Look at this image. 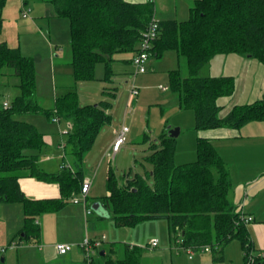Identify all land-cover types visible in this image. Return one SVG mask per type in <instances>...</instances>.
Wrapping results in <instances>:
<instances>
[{"label": "trees", "instance_id": "1", "mask_svg": "<svg viewBox=\"0 0 264 264\" xmlns=\"http://www.w3.org/2000/svg\"><path fill=\"white\" fill-rule=\"evenodd\" d=\"M6 1L0 0V33ZM48 1L56 17L69 21V64L75 82L92 80L99 63L104 65V80L109 78L115 57L137 51L140 36L154 15L153 1ZM168 51L187 62L188 76L181 78L178 70H172L168 72V82L169 89L178 95L179 108L193 112L196 131L223 127L239 130L251 122H264V99L236 105L219 117V99L232 96L234 78L199 75L217 55L246 56L264 65V0H193L187 20L158 21L150 59L161 58ZM4 68L11 69L18 79L19 93L6 108L0 106V204L22 205L24 227L20 238L38 243L42 229L36 217L61 211L79 193L84 180L83 159L103 125L110 121L107 112L111 103L81 106L76 93L67 90L55 96L51 109H45L36 99L33 59L22 56L19 48L1 42L0 72ZM37 113L52 118L54 123L62 120L67 124L63 144L66 155L73 158V170L64 161L57 172H46L41 166L44 136L34 125L20 119L22 115ZM167 132L166 129L158 143L149 146V154L144 157L149 171L130 173L120 183L112 168L107 169V195L102 204L114 225L134 227L147 220H164L173 240H180L179 249L192 254L204 252V248L222 253L227 243L237 240L242 264H264V252L253 253L242 214L228 199L233 189L229 169L212 143L199 137L195 161L177 165L176 139ZM29 177L57 184L59 197L29 200L18 184V179ZM143 259L141 248L125 247L120 257L111 249L104 264H143Z\"/></svg>", "mask_w": 264, "mask_h": 264}, {"label": "rangeland", "instance_id": "2", "mask_svg": "<svg viewBox=\"0 0 264 264\" xmlns=\"http://www.w3.org/2000/svg\"><path fill=\"white\" fill-rule=\"evenodd\" d=\"M154 3L158 21H185L193 0H155ZM22 11L28 12L26 18L21 16ZM3 19L0 43L5 42L11 48H19L22 56L33 59L36 99L42 108L51 109L55 95L60 96L67 90L76 93L77 102L81 106L96 105L100 101L111 103L107 112L110 121L103 125L82 162L83 179L90 182L87 200L84 203L83 197L78 193L67 201L61 212L37 216V221L42 219L44 242L48 239L69 243L73 246L72 256L81 262L83 256L78 254V247L82 238L87 236L88 239L95 240L105 235L106 240L101 247L92 250L94 264H104L111 249L121 256L125 247L141 248L143 264H152L156 260L157 264L159 260L162 264H242V250L237 240L227 243L222 253L219 249H209L207 252L192 254L178 248L180 240H173L167 221L147 220L134 227H117L102 204L107 195V169L112 168L120 183L130 177V173L144 174L149 171L150 165L144 161V157L149 154L150 144L158 143L160 135L168 128L179 129V135L175 138V164L195 161L200 131L194 129L193 112L179 108L178 95L169 89L168 82V72L172 70H178L181 78L188 76L185 58L168 51L161 58H151L149 70L145 74H134V67L122 61L130 60L132 54H120L111 63V74L106 80L104 65L99 63L95 66L92 80L75 82L69 64L70 24L67 18L55 16L49 1L7 0ZM199 75L234 78L232 96L219 99L221 116L236 105L264 99V65L255 59L236 54L217 55L203 66ZM17 84L18 79L11 69L4 68L0 72V106L19 93ZM132 85L138 91V95L133 97L130 96ZM159 86L167 89L162 91ZM20 119L34 125L45 136L48 141L45 146L47 153L57 155L58 160L63 153V148L58 143L60 135L68 131L67 124L61 120L57 125L52 118L38 113L22 115ZM122 126L127 127L128 132L125 133L120 151L113 153L112 142ZM218 130L238 135L236 140L220 139L219 145L215 147L223 157L232 186L235 187L246 181L253 166H264V162L259 159L264 152V122H251L239 130L227 127ZM246 142L253 144L255 151L248 148ZM64 155L67 156V161L64 160L66 166L73 170V158L66 153ZM43 165L41 164L46 172H53V164ZM73 198L79 201L77 205L72 203ZM94 204L99 205L97 209H93ZM250 207L257 209L258 213H264V190L251 199ZM85 208L90 211L87 222ZM256 219L258 222V218ZM23 227L24 215L20 203L0 204V246L6 248L0 255V259L4 257L5 261L0 264H41L44 253L38 251V244L20 238ZM152 238L157 239V247H150ZM56 244L58 242L54 243ZM102 250L106 257L100 256ZM253 253L257 254L255 249Z\"/></svg>", "mask_w": 264, "mask_h": 264}, {"label": "crops", "instance_id": "3", "mask_svg": "<svg viewBox=\"0 0 264 264\" xmlns=\"http://www.w3.org/2000/svg\"><path fill=\"white\" fill-rule=\"evenodd\" d=\"M154 1L155 0H153V2ZM23 2L25 3V1H23ZM24 3H23V5H24ZM154 11L156 13L155 3H154ZM125 60L126 59H124L122 61H125ZM129 64H131V62H129ZM54 91L56 94V87H55ZM6 102H9V101H6ZM226 114L221 116L219 113V117H224ZM56 124L58 125L59 123H56ZM58 129H60V128H58ZM199 137L205 138V139L209 140L211 143L214 142V143H212V145L214 144L213 146L215 148L217 145H219L220 139H225V140L235 139L238 137V135L221 133V132H219L218 129H214V130L200 131ZM64 138H65V135L62 136V134H61L58 146L63 148V151H62L63 153L60 154L61 156H59L60 158L58 160H56L57 155H53L52 152H51L52 155L48 154L46 151V148L44 150V156L40 159V164H44L43 166H49L48 163L53 164L55 166L54 167L55 169L54 168L52 169L53 172L59 171V166L61 164H63L62 162L64 160L67 161V156L64 155L65 154V149H64L65 147H64V145H62L64 143ZM44 140H45V143L47 146L48 141H46L45 136H44ZM114 140H113V142H114ZM246 143L248 144V142H246ZM247 144H245V148H247ZM249 147L255 151V149H254L255 147L253 144L249 143L248 148ZM119 151H120V148L116 153H118ZM246 153H248V150ZM246 153H245L246 156L252 157V156L247 155ZM69 157L71 158V156H69ZM61 159H63V160H61ZM222 159H223V157H222ZM259 159L261 160L260 162H264V152H263V155L261 154V157H259ZM251 171H249L250 173L247 174V176L245 175L246 181H244V183L238 184L235 187H233V190L228 195V199L230 202L233 203V205L236 206V211L240 212L244 216H249L252 218V222L246 224V229H247V232L249 234L253 249H255L257 254H258V253L264 252V213L263 214L258 213V210L255 209L254 207H250V205H251V199H253V197L254 198L257 197L264 190V166L263 167L260 165L253 166ZM18 184H19L21 191L24 193L26 198H28L29 200L53 199V198L59 197V188H58V185L55 183H44V182L39 181L35 178L29 177V178L18 179ZM89 191H90V189H89ZM88 195H89V193H88ZM88 195H87V197H88ZM75 205H77V204H75ZM84 213H85V211H84ZM258 216H260V217H258ZM256 218H258V222H256V220H257ZM86 222H87V216H86ZM38 223L41 226L42 235H41L40 241L38 243H35V244H38V248H39L38 251H40V252L43 251V253H44V256L41 260V264H86L85 259H84V254L79 247H78V254L80 256H83L81 262L76 260L74 258V256H72L73 255L72 254V251H73L72 245H71L72 249L67 254H65V255L57 254V252L55 250L54 243L55 242L67 243V242L55 241V240L49 241L48 239L45 240V242H44V240H43L44 230L42 227V219L40 221H38ZM85 237H87V236H85ZM85 237H83L82 240ZM152 239H155V238H152ZM81 241H80V243H81ZM67 244H69V243H67ZM0 247H2V246H0ZM47 247H49V248H47ZM45 248H47V250H45ZM102 251L105 254V251L104 250H102ZM148 253L150 254V252H148ZM78 254L76 252V255H78ZM116 256H118L117 253H116ZM155 256L157 257V255H155ZM118 257H120V256H118ZM146 258H148V257H146ZM4 261H5V258L1 257L0 263H3ZM157 262L158 261L156 260V262L155 263L153 262L152 264H157ZM93 264H94V260H93ZM158 264H162L160 262V260H159Z\"/></svg>", "mask_w": 264, "mask_h": 264}, {"label": "built area", "instance_id": "4", "mask_svg": "<svg viewBox=\"0 0 264 264\" xmlns=\"http://www.w3.org/2000/svg\"><path fill=\"white\" fill-rule=\"evenodd\" d=\"M145 2H152L153 0H144ZM28 15L27 11H23L22 17L26 18ZM158 30V20L156 19L155 13L151 17L146 29L143 31L142 35L140 36V41L138 45L137 51L132 55L131 58V65L134 67V74H145L149 70V62H150V48L152 41L156 38ZM159 89L162 91H165L167 88L159 86ZM138 95V91L134 88L132 85L130 88V96H136ZM8 106V102H3L2 107L6 108ZM57 122V121H55ZM128 132V128L125 126H122V129L116 135V138L114 142L112 143L111 149L113 153H116L120 146L124 143L125 140V133ZM63 135H66L67 132H63ZM64 145V144H62ZM63 147V146H62ZM64 165L61 164L60 168H62ZM90 189V182L87 180H84L81 184V188L79 191V194L83 197V201L85 203V199L89 193ZM73 204H78L79 201L75 198L72 199ZM85 215H90V211L85 209ZM242 222L246 225L250 222H252V218L249 216L242 215L241 217ZM106 240L105 235H102L100 239H88L85 237L81 243L79 244L80 249L82 250L84 254V259L86 264L93 263V256H92V250L101 247L102 243ZM158 244L157 239H152L150 242V247H156ZM72 249V246L70 244L65 243H58L55 245V250L57 254L59 255H65ZM6 248L0 247V254L4 253ZM204 252L208 251V248L203 249ZM188 252V251H187ZM190 253V252H189Z\"/></svg>", "mask_w": 264, "mask_h": 264}, {"label": "water", "instance_id": "5", "mask_svg": "<svg viewBox=\"0 0 264 264\" xmlns=\"http://www.w3.org/2000/svg\"><path fill=\"white\" fill-rule=\"evenodd\" d=\"M167 133H168V135L171 137V138H176L178 135H179V129L178 128H176V129H167ZM98 204H94L93 205V209H97L98 208ZM104 255V252L103 251H101L100 252V256H103ZM2 261V260H1Z\"/></svg>", "mask_w": 264, "mask_h": 264}]
</instances>
